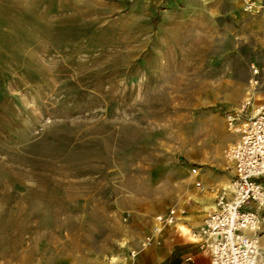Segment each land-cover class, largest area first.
Segmentation results:
<instances>
[{
  "label": "rangeland",
  "instance_id": "1",
  "mask_svg": "<svg viewBox=\"0 0 264 264\" xmlns=\"http://www.w3.org/2000/svg\"><path fill=\"white\" fill-rule=\"evenodd\" d=\"M252 64L240 0H0V264H162L153 216L231 181Z\"/></svg>",
  "mask_w": 264,
  "mask_h": 264
},
{
  "label": "built area",
  "instance_id": "2",
  "mask_svg": "<svg viewBox=\"0 0 264 264\" xmlns=\"http://www.w3.org/2000/svg\"><path fill=\"white\" fill-rule=\"evenodd\" d=\"M240 1L244 11L264 9V0ZM251 69L252 83L262 93L243 100L241 116H227L229 128L237 134L225 153L233 169L230 187L217 191L213 210L191 232L199 249L208 253L210 264H264V78L254 64ZM191 172L195 174L197 169L192 167ZM195 185L201 192L205 190L200 181ZM179 220L175 207L154 215L142 245H150L155 235Z\"/></svg>",
  "mask_w": 264,
  "mask_h": 264
},
{
  "label": "crops",
  "instance_id": "3",
  "mask_svg": "<svg viewBox=\"0 0 264 264\" xmlns=\"http://www.w3.org/2000/svg\"><path fill=\"white\" fill-rule=\"evenodd\" d=\"M229 135L233 136L235 134L230 132ZM213 178L215 177H207L205 178V181L208 184ZM207 191L209 194L204 196V198H197L202 204L198 205L196 209L192 208L193 211L190 215L182 216L177 222L179 228H177L178 230L175 232L174 242H170V246L165 247L163 254L159 256V261L162 264H210L208 253L199 249L198 244H196V246L190 244L188 237H186L187 231H193L197 229L200 226L203 218L214 208L213 206L217 191L215 193H213L214 191L210 189ZM197 212L202 215L205 214L202 219L199 220L196 218ZM187 257H191V260H187Z\"/></svg>",
  "mask_w": 264,
  "mask_h": 264
},
{
  "label": "bare ground",
  "instance_id": "4",
  "mask_svg": "<svg viewBox=\"0 0 264 264\" xmlns=\"http://www.w3.org/2000/svg\"><path fill=\"white\" fill-rule=\"evenodd\" d=\"M233 132H235L234 130H233ZM224 188H228V187H230V184L229 183H227V184H225L224 186H223ZM200 200H202V199H200ZM214 207V206H213ZM208 211V210H207ZM193 238V237H192Z\"/></svg>",
  "mask_w": 264,
  "mask_h": 264
}]
</instances>
